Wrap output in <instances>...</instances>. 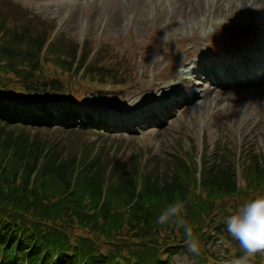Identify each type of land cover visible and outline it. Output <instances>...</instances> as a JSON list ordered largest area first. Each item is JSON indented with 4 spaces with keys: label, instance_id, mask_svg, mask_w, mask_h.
<instances>
[{
    "label": "trees",
    "instance_id": "1",
    "mask_svg": "<svg viewBox=\"0 0 264 264\" xmlns=\"http://www.w3.org/2000/svg\"><path fill=\"white\" fill-rule=\"evenodd\" d=\"M1 6L16 10L0 8V264H176L183 255L193 264H264L226 224L244 203L264 197V155L248 144L240 154L218 145L212 156L204 154L199 176L196 150L183 154L189 162L104 158L105 149L84 139L87 131L100 135L89 119L78 127L63 123L78 116L76 104L94 86L127 84L131 76L101 64L103 44L87 63L89 40L77 59L78 42L65 32L47 45L55 24L11 0ZM68 74L79 84L67 86ZM45 95L64 109L50 112ZM24 96L36 100L35 110L11 102ZM56 133L66 135L60 140ZM177 201L198 255L188 252L184 227L157 223Z\"/></svg>",
    "mask_w": 264,
    "mask_h": 264
},
{
    "label": "rangeland",
    "instance_id": "2",
    "mask_svg": "<svg viewBox=\"0 0 264 264\" xmlns=\"http://www.w3.org/2000/svg\"><path fill=\"white\" fill-rule=\"evenodd\" d=\"M16 1L30 15L39 16L61 28L69 40L82 42L84 38L89 39L94 43L91 51L96 50L97 54H100L103 44L106 48L102 53H106V58L101 64L131 76L127 84H122L124 99L95 97L91 94L95 91L90 90L83 94L90 95L78 107L84 116L87 112L93 118L92 127L101 131L100 135L87 131L84 139L95 142V149H105L107 154L104 158L111 156L114 161H126L129 164L136 160L139 165L150 163V156H157L162 162L171 161L172 158L189 162V157H183L188 152L184 145L190 146L191 140L196 145L200 144L203 134L211 145L226 140L235 152L248 144V147L264 155L263 1ZM243 2L247 6L239 10ZM0 8L2 14L4 9L16 10V6ZM222 37L230 39L223 43ZM232 50L234 53H230ZM211 51L216 57H212ZM219 61L225 68L230 69L231 64L238 66L244 75L243 79L229 80L230 84L224 86L213 85L210 79L207 82L204 74L209 75L208 78L212 76L210 70ZM189 65H196L200 70L190 83H198V87L187 92L181 88L185 100L175 108L174 102H170V115L164 118L162 124L158 123L159 116H156L154 124L147 120L141 126L136 125L141 124L142 118L146 120L148 113L153 115V111L146 113V109L156 103L162 104L161 98L166 96L169 88L161 90L160 86L170 85L172 81L163 82L172 77L177 81L180 74L177 68ZM68 76L62 78L66 85L73 78L70 74ZM85 82L88 81L82 84ZM85 85L88 86V83ZM119 88L110 86L109 90L118 91ZM153 88L156 91H151ZM11 102L17 108L26 110H35L37 107L35 99L25 96ZM48 105L52 111L64 106L58 100ZM80 119L83 121V118ZM99 119H104L101 121L102 126L97 124ZM77 121L68 117L63 125L78 126ZM105 125L109 130L104 128ZM123 125L136 126L135 129H113ZM56 135L61 140L66 133ZM179 142L183 144L182 150L178 148ZM211 145L207 146V157L213 153ZM241 151L237 150L238 154ZM139 152H142L140 157ZM261 253L264 254V251ZM174 261L188 264L184 256L176 257Z\"/></svg>",
    "mask_w": 264,
    "mask_h": 264
},
{
    "label": "clouds",
    "instance_id": "3",
    "mask_svg": "<svg viewBox=\"0 0 264 264\" xmlns=\"http://www.w3.org/2000/svg\"><path fill=\"white\" fill-rule=\"evenodd\" d=\"M183 208L184 204L180 201L170 204L158 217L157 223L174 221L184 227L188 252L198 255L200 249L192 235V228L178 219ZM226 224L228 233L239 241L249 256L264 251V197L244 203L237 213L227 218ZM234 264H241V261H235Z\"/></svg>",
    "mask_w": 264,
    "mask_h": 264
},
{
    "label": "bare ground",
    "instance_id": "4",
    "mask_svg": "<svg viewBox=\"0 0 264 264\" xmlns=\"http://www.w3.org/2000/svg\"><path fill=\"white\" fill-rule=\"evenodd\" d=\"M260 1H263V2H264V0H260ZM243 3H244V4H241V5H240L239 10H240V9L243 10L244 7L247 6V5L245 4V2H243ZM232 5H233V3H232ZM252 5H253V3L251 4V6H252ZM251 6H250V7H251ZM182 79L184 80V79H187V78L182 76ZM183 80H181V81H183ZM182 84H183V83H177V86H176V87H178V88H174L173 90H171V91L174 92V94H175L174 96L177 97V98H179V96L176 95V93H177V92H182V90H181ZM199 85H200V84H199ZM197 86H198V84H197ZM171 87H172V86H171ZM167 88H168V87H161V90H167ZM158 89H159V88H158ZM178 89H179V91H178ZM187 89H190V87H187ZM153 90L156 91V88L151 89V91H153Z\"/></svg>",
    "mask_w": 264,
    "mask_h": 264
}]
</instances>
